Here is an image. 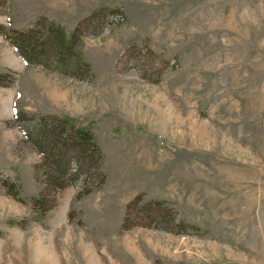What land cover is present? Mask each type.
Instances as JSON below:
<instances>
[{
	"label": "rangeland",
	"instance_id": "1",
	"mask_svg": "<svg viewBox=\"0 0 264 264\" xmlns=\"http://www.w3.org/2000/svg\"><path fill=\"white\" fill-rule=\"evenodd\" d=\"M45 19L92 73L0 35V264H264V0H0V32L43 51ZM17 105L90 128L103 186L51 192L35 219L47 169Z\"/></svg>",
	"mask_w": 264,
	"mask_h": 264
},
{
	"label": "trees",
	"instance_id": "2",
	"mask_svg": "<svg viewBox=\"0 0 264 264\" xmlns=\"http://www.w3.org/2000/svg\"><path fill=\"white\" fill-rule=\"evenodd\" d=\"M45 21V28L50 33L48 50L43 51V45L38 42L40 36L27 35L30 32L6 30L0 35L12 44L26 64L42 57L47 65L54 64L63 72L74 70L73 76L77 79H89L91 67L79 49L77 33L57 21ZM29 114L19 105L14 107L15 120L20 123L22 135L42 155L39 169H47L42 192L31 198L34 218L43 220L49 209V193L79 183L77 196L84 197L103 186L106 179L104 157L94 132L82 126L80 119L53 114H33L30 117Z\"/></svg>",
	"mask_w": 264,
	"mask_h": 264
},
{
	"label": "bare ground",
	"instance_id": "3",
	"mask_svg": "<svg viewBox=\"0 0 264 264\" xmlns=\"http://www.w3.org/2000/svg\"><path fill=\"white\" fill-rule=\"evenodd\" d=\"M84 254V253H83ZM84 256H85V254H84Z\"/></svg>",
	"mask_w": 264,
	"mask_h": 264
}]
</instances>
